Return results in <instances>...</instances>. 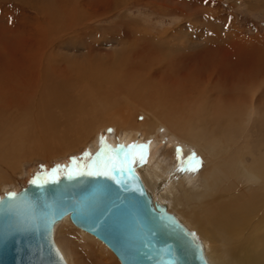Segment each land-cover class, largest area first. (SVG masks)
<instances>
[{"label":"bare ground","instance_id":"6f19581e","mask_svg":"<svg viewBox=\"0 0 264 264\" xmlns=\"http://www.w3.org/2000/svg\"><path fill=\"white\" fill-rule=\"evenodd\" d=\"M142 1H23L22 21L12 30L15 43L4 41L0 183L22 162L56 158L107 126L115 128V140L106 133L100 137L113 149L160 139L165 132L173 143L162 152L157 143L148 144L142 166L131 163L137 150L128 148L99 159L132 164L153 200L165 204L202 242L210 263L264 264V39L262 44L235 38L227 48L206 44L205 55L197 57L183 52L188 46L176 28L157 38L132 26L125 31L128 40L124 30L117 33V47L109 55L59 57L57 39L77 37L90 29L92 19ZM113 36L96 39L89 50L100 52L97 45L110 44L105 39ZM192 61L188 69L185 62ZM188 145L204 161L195 171L176 164L187 156ZM69 220L66 216L54 226L67 264L120 263L101 240Z\"/></svg>","mask_w":264,"mask_h":264},{"label":"water","instance_id":"95a60500","mask_svg":"<svg viewBox=\"0 0 264 264\" xmlns=\"http://www.w3.org/2000/svg\"><path fill=\"white\" fill-rule=\"evenodd\" d=\"M105 163L115 166L121 184L61 174L58 185L39 188L28 181L10 191L16 197L2 195L0 264H67L54 240V226L66 216L101 240L120 264H212L194 232L153 200L132 164L97 162Z\"/></svg>","mask_w":264,"mask_h":264},{"label":"rangeland","instance_id":"374dc122","mask_svg":"<svg viewBox=\"0 0 264 264\" xmlns=\"http://www.w3.org/2000/svg\"><path fill=\"white\" fill-rule=\"evenodd\" d=\"M23 1L24 0H0V75L4 73V41L11 42L13 40L12 42L15 43L14 40L16 36L12 35V30L17 22L19 23L22 21L21 18L23 17V5L27 7L25 2ZM87 1L90 2V0ZM133 3L134 2H132V4ZM132 4L128 5L132 8L124 10V12H117L118 14L110 13L106 16H103L102 19H98L99 21L96 18L94 20L92 19L90 22V29L87 31L88 33L80 32L81 34L79 36L72 37L71 39L70 37H64L62 40H64L65 42L63 43L62 40H60L61 38L57 39L61 42L60 45H58L60 46V59H62L63 56L64 58H68L67 60L69 61L72 59H81L85 55L87 56L91 51H93L94 54L99 53V55H109L114 52V48L117 47L118 41L116 39H118L117 37L120 36H118L117 33L122 34L121 32H123L124 30L123 38L125 37L127 38L126 40H128L131 34L128 32L125 33V31H127V29L132 26V28H138L139 31L141 29L140 27H143L147 30L146 34L152 33L151 35L157 38L159 36L161 37L162 34L166 36L167 33L175 30L176 28L181 31L180 35L182 37L179 36L180 39H182L184 44L188 46L183 52H188V54L195 55L197 57L205 55L203 48L204 46H206V44H208V47H211L215 44V46L217 45L227 48V45L231 46L230 44H228L229 42L234 44L235 38L252 40L257 39L255 40V42H262L263 44L262 39H264V0H143L142 3L138 5L134 6ZM159 4L161 5L157 6ZM171 8L173 11L171 10ZM154 9L157 11H155ZM26 13L29 14L28 12ZM178 13L181 15H179ZM193 13L194 15H192ZM208 13H211V15ZM192 18L193 20L191 21ZM119 20H121V22ZM191 25L193 26L191 27ZM163 30L166 32H164ZM106 34L114 35L113 37H111V39H105V41L109 42L110 44H96L97 47H100V52H98L96 48H91L89 50V47L93 46L92 44H95V42H97L99 39L101 40L102 38H106ZM233 34L235 35L233 36ZM96 39L98 40L96 41ZM211 48L213 49V47ZM66 63L67 62H65L63 65L65 66ZM190 63L191 64L185 62V65L188 69L193 65V61ZM185 65H183V67H186ZM216 78L221 77L219 76V74H217ZM109 129H111V131H109ZM102 131L103 129L98 130L94 134L92 140L79 145L76 149H72L73 151H67L70 154L65 152V155L61 154L52 159H42L35 157L22 162V166H20L16 170L17 173L15 172L13 176L9 177V179L5 182L1 180L0 197L7 192L20 190L27 184L28 181L36 177L37 173L41 171V165H43L45 169H51L53 165H67L69 163L70 157H80L81 154L85 153L86 151L91 155L86 158L85 163L90 160L96 159L95 154L99 150L98 146L100 145V135H105L106 133L110 140H115L117 135L115 128L112 126H107L104 128V131ZM161 135L162 136L160 139H151L149 143V145L153 143V146H156L157 144L158 146L160 145L159 152H162L163 148L173 143V139L170 135L166 134L165 132H162ZM163 138L164 140H161ZM169 138L170 140H168ZM188 146L189 151H187V156H185L181 160H178V163L176 162V164H179L180 166H186L184 165V162L192 153H195V156L199 159L198 161L193 160L191 163H198L197 168H201L204 165L203 159L191 145ZM99 161L103 162V160L98 159L97 162ZM170 164L173 166L172 162ZM75 166L76 164L75 162H73V167ZM40 178H47V176H42Z\"/></svg>","mask_w":264,"mask_h":264},{"label":"snow or ice","instance_id":"6c2138e0","mask_svg":"<svg viewBox=\"0 0 264 264\" xmlns=\"http://www.w3.org/2000/svg\"><path fill=\"white\" fill-rule=\"evenodd\" d=\"M111 131V129H109ZM100 149L95 154L96 159L90 160L87 163H85V160L87 157H89L91 154L87 151L85 153H82L80 157H70L69 163L67 165H53L51 169H45L43 165L40 166L41 171L37 173L36 177H34L32 180L29 181L30 184L36 185L39 188H45L47 185H58L61 174L63 177L67 180H73L78 177L82 176H88V177H96V178H106L111 181H113L115 184L119 185L121 184V181L117 179L116 171L117 169L115 166L111 163H105L103 165H98L97 160L106 154V152H116L120 153L125 148L137 150L133 158L131 160V163L134 165L142 166L144 163L147 162V146L150 143V141L144 143V144H138L136 142H133L130 145H117L115 149L112 148V146L107 145L105 142L104 136H101L100 138ZM180 149H177V157L179 159ZM107 159L111 161L113 157L108 156ZM198 157L195 156V153H192L189 158L184 162V165L187 166V170L189 171H195L198 167L197 164L191 163L193 160L198 161ZM129 161V157H124V162L127 163ZM73 162H75L76 166L73 167ZM81 166H83V170H81ZM128 172L132 171V168L129 167ZM179 170H185V168L182 166ZM42 176H47V179H44L43 183H38V179ZM125 191H129L127 187L124 188ZM132 191H135V189H132ZM16 193L8 192L6 193V197L12 198L16 197ZM5 199V197H0V200ZM194 235V234H193Z\"/></svg>","mask_w":264,"mask_h":264}]
</instances>
